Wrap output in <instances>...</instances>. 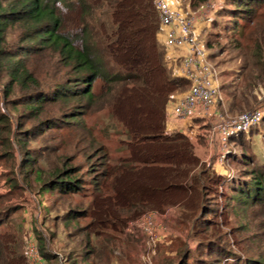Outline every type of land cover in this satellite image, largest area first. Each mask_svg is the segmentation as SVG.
Here are the masks:
<instances>
[{
  "label": "trees",
  "instance_id": "trees-1",
  "mask_svg": "<svg viewBox=\"0 0 264 264\" xmlns=\"http://www.w3.org/2000/svg\"><path fill=\"white\" fill-rule=\"evenodd\" d=\"M207 1L215 3L211 11V15L215 12L213 23L223 11L235 13L224 10L227 1L244 6V18L264 2L224 0L222 5L221 0H187V5L197 10ZM16 29L20 30L19 45L14 47L8 37ZM159 29L152 0H0V93L4 101L18 91V96L12 99L13 106H22L24 113L32 118L42 114L47 103L75 102L69 106L63 120L67 124L63 127L79 131L85 127L82 117L90 112L95 100L101 99L100 109L102 106L111 113L121 127L120 134L125 136L119 141L123 147L119 152L123 154L112 159L104 145H94L96 140L89 129L79 140H87V145L81 147L86 151L79 165L71 164L66 156L59 158L58 166L44 172L39 165L35 166L36 159L29 152L27 141L36 130L42 133L45 128L56 127L54 120L24 129L16 122L13 130L8 117L0 112V130H13L15 148L21 155L17 163L20 179L8 177L4 182L16 192L17 188L26 191L32 187L40 195L54 191L62 195L77 194L83 190L84 182H88L91 190L87 206L67 209L62 217L64 222L70 219L74 222L78 217L89 215L91 221L80 230L85 233L84 245L89 247L82 255L84 261L97 253L89 243L92 233L100 235L103 227L118 231L144 212L174 208L180 222L190 223L189 231L198 238V247L205 251L201 264H226L223 258L230 257L226 251V232L219 226L206 230V226L200 225H208V215L215 214L206 199L212 192L216 193L211 187L222 184L229 191L222 195L229 200L223 204V218H229V206L230 212L236 210V215L245 214L253 205L263 206L264 169L256 166L245 176L226 179L213 168L212 161L208 165L201 161L187 134L167 133V104L174 93L188 89L190 82L168 66ZM258 30L263 40L255 42L260 50L256 53L261 56L264 31ZM204 44L210 47L209 41ZM37 54L53 56L57 69L65 68L67 77L45 89L27 64L30 56ZM241 102L232 93L228 109L238 111ZM2 137L6 147H12L9 136ZM238 137L232 136L229 141ZM204 138L200 135L199 141L205 143ZM13 151L10 150L11 155ZM230 161L228 156L227 163ZM33 172L32 183L27 178ZM9 188L7 190L11 191ZM2 197L0 195V264H30L23 242L24 226H17V234L2 230L10 224L17 210V205H3ZM261 227L264 231L263 222ZM239 228L244 229V224L232 226L231 234L235 235ZM33 230L40 256L49 261L56 259L40 244L37 227ZM98 230L101 232H96ZM250 239L256 243L263 241L264 232L253 234ZM233 241L241 247L239 238ZM182 253L185 258L186 251ZM212 255L215 257L205 260ZM208 261L210 263H206ZM186 262L180 260L178 264ZM70 264L76 262L73 260ZM231 264H264V256H245Z\"/></svg>",
  "mask_w": 264,
  "mask_h": 264
},
{
  "label": "rangeland",
  "instance_id": "rangeland-1",
  "mask_svg": "<svg viewBox=\"0 0 264 264\" xmlns=\"http://www.w3.org/2000/svg\"><path fill=\"white\" fill-rule=\"evenodd\" d=\"M179 2L185 11L196 10L187 5V0H179ZM223 3L224 0H221L220 4L223 5ZM225 6L224 10L228 9V12H235L234 14L237 16L223 11L219 16H216V21L213 23L215 14L213 12L210 18L201 24L202 27L200 28L202 41L210 42V47L206 48L207 60L219 84L220 94L217 108L222 115L229 117L256 107H260L264 113V45L260 56L259 53H256L260 50L255 43L258 40L260 42L263 40L260 38L261 34L258 29L264 31V2L255 6L253 13L247 15L248 18H244V6L238 7L229 1ZM19 32L20 30L16 29L8 37L9 44L14 47L19 45L17 41ZM27 64L44 83L45 89H50L54 82L63 81L67 77L66 69H57V61L51 55L30 56ZM96 89L98 90L97 87ZM18 93L17 91L16 95H11L6 101L0 93V112L8 117L13 130L16 128V122L21 123L19 127L21 129L29 128L42 121L54 120L55 122L56 127L45 128L42 133H38L34 128L35 134L27 141L29 152L36 159L35 166L39 165L44 172L58 166V163L66 156L70 158L71 164L79 165L83 160L82 154L85 153L83 151H86L81 147L87 145V140H79L82 135H87L89 129H91L93 138L96 140L94 145H104L112 159L123 154L122 151L119 152V149L123 148L119 141L125 136L120 134L121 127L111 113L107 109H102V106L100 109L101 99L95 100L91 105L90 112L85 113L82 117L85 127L82 126L83 129L77 131L73 127H63L67 124L63 120L69 106L75 102L47 103L44 106V112L37 118H32L24 113L22 106H13L12 99L18 96ZM232 93L242 101L241 109L235 112L228 109V102L232 98ZM214 121L215 119L212 120V123ZM204 126L206 125H200L199 128L202 129L200 132H204L207 137L210 127L205 130ZM13 130H0V195L3 196V205H17L13 220H10V224L4 226L2 230H9L17 234V226L23 225L25 229L23 242L26 246L27 239L28 241L34 240L38 244L33 230L37 227L41 236L40 244H44V247L51 253V257L56 256V259L50 261L41 256L43 264H70L73 260L76 264H86V262L88 264H178L180 260H187L186 264H201L202 261L200 260H202L205 251L198 247V238L189 231L188 225L190 223L180 222L176 214L167 215L161 219V228L158 231L159 239L155 241H152L135 225L141 215L128 221L118 231H112L107 227L100 228L102 233L98 236L92 233L89 242L94 250H97V253L95 256L90 255L89 259L84 261L82 255L89 247L84 245L85 233L80 230L91 219L89 215H84L78 217L74 222L72 219L69 220L70 222H64L62 217L67 209L75 210L87 206L90 201V184L85 181L83 190L73 195H62L55 191L52 193L42 192L40 195L37 194L36 188L33 189L32 187L30 189L25 188L26 191L17 188V192L20 191V193H17L15 188L11 190L10 185L4 182V178L20 179L17 163L21 158L19 151L15 148ZM237 135H239L238 138H232V141H228L226 144V150L222 156L223 160L218 159L219 163L213 167L226 179L233 176H245L256 166H261L264 169V118L262 117L259 124ZM2 136H9L12 147H6ZM199 136L196 135L193 141L196 145L201 143ZM10 150H14L13 155H11ZM204 154L207 155L204 162L207 165L211 161V164L214 165L216 156L219 157L217 154L209 155L208 148ZM228 156L232 159L230 163H227ZM88 177L90 176H86V178ZM33 178L34 172L29 174L27 179L32 181ZM237 185L239 186V184ZM7 187L11 191L7 190ZM211 188L216 193L214 195L212 192L211 196L207 197L206 204L215 214L208 215L207 218L209 219H206L208 225L205 223L200 225L206 226V230L219 226L226 232L228 236L226 237L228 242L226 251L230 253V257H224L223 262L231 264L233 260L245 256L250 258L264 256V240L256 243L251 242L250 239L253 234L264 232L263 227H261L262 222L264 223V205H253L247 208L245 214L238 215H236V210L233 211L235 214L230 212L229 206V218H223L225 215L223 204L229 203V200L224 199L222 195L228 194L229 191H226L222 184ZM164 211L158 212L164 213ZM235 215L236 217H234ZM157 219L160 221L159 217ZM237 224H244V229L239 228L235 231V235L231 234L230 228ZM99 230L96 232H101ZM222 236L224 238V235ZM235 237L239 238L241 247L233 241ZM23 248H25L24 245ZM184 250L187 254L185 258H182ZM214 257L215 255L205 257V260H211Z\"/></svg>",
  "mask_w": 264,
  "mask_h": 264
},
{
  "label": "built area",
  "instance_id": "built-area-1",
  "mask_svg": "<svg viewBox=\"0 0 264 264\" xmlns=\"http://www.w3.org/2000/svg\"><path fill=\"white\" fill-rule=\"evenodd\" d=\"M156 9L161 43L166 49L167 63H172L173 72L188 79L187 91L180 97L173 95L167 104L169 116L190 119L203 117L210 123L207 136L208 145L215 146L219 160H223L226 144L232 136L247 131L260 123L263 110L260 107L244 111L235 116H224L217 108L220 94L219 84L214 71L207 60V49L200 38V28L211 16L215 8L214 1H207L197 10H183L179 0H152ZM170 50L175 51V54ZM169 66V64H168ZM215 121L212 123V120ZM160 213L154 210L141 214L136 226L155 241L159 239L158 231ZM26 256L31 264H43L34 240L26 243Z\"/></svg>",
  "mask_w": 264,
  "mask_h": 264
},
{
  "label": "crops",
  "instance_id": "crops-1",
  "mask_svg": "<svg viewBox=\"0 0 264 264\" xmlns=\"http://www.w3.org/2000/svg\"><path fill=\"white\" fill-rule=\"evenodd\" d=\"M161 31H159V36H160V40H162V33H160ZM171 53L175 54V51L170 50ZM169 66L173 69L172 67V63H168ZM187 91V89H184L182 91H178L176 93L173 94L174 97L178 98L180 96H182L185 92ZM166 131L167 133H171L174 131H181L185 134H187L191 140V142L193 143L194 147H195V154L201 159L202 162H205L207 159V155H205V150H207V148L209 149V155L210 154H217L219 155L218 149L215 148V146H209L208 145V140L207 137L205 136L204 132H200L202 131V129H200V125L204 124L206 126V128L210 127V123H208L206 120L204 121L203 117H198V116H194L193 118L190 119H180V118H174L169 116V113L167 112L166 115ZM196 135H204V142L205 143H200L199 145L194 144V139L196 138ZM218 157L216 156L215 159V164L213 165V167H216L218 164ZM166 211H164V213H160V220L165 218L167 215H175V209L174 208H168L165 209ZM162 221V220H161Z\"/></svg>",
  "mask_w": 264,
  "mask_h": 264
},
{
  "label": "clouds",
  "instance_id": "clouds-1",
  "mask_svg": "<svg viewBox=\"0 0 264 264\" xmlns=\"http://www.w3.org/2000/svg\"><path fill=\"white\" fill-rule=\"evenodd\" d=\"M155 211V210H154Z\"/></svg>",
  "mask_w": 264,
  "mask_h": 264
}]
</instances>
